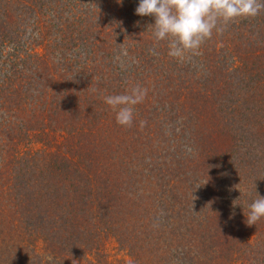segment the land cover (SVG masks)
Returning <instances> with one entry per match:
<instances>
[{
	"label": "trees",
	"instance_id": "trees-1",
	"mask_svg": "<svg viewBox=\"0 0 264 264\" xmlns=\"http://www.w3.org/2000/svg\"><path fill=\"white\" fill-rule=\"evenodd\" d=\"M138 4L0 0V264H264V10L180 59Z\"/></svg>",
	"mask_w": 264,
	"mask_h": 264
},
{
	"label": "clouds",
	"instance_id": "clouds-1",
	"mask_svg": "<svg viewBox=\"0 0 264 264\" xmlns=\"http://www.w3.org/2000/svg\"><path fill=\"white\" fill-rule=\"evenodd\" d=\"M261 10H264L261 0H139L135 14L153 17L154 44L167 42L168 55L182 59L187 54H199L202 44L214 32L221 33L229 23L239 18L255 17ZM150 51L154 52V49ZM123 54L126 55V51ZM145 95L146 89L137 85L124 94L102 98L115 111L116 123L131 127L134 107L143 101ZM247 207V213L244 211L247 225H256L264 218V196L258 193Z\"/></svg>",
	"mask_w": 264,
	"mask_h": 264
}]
</instances>
